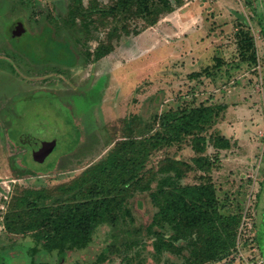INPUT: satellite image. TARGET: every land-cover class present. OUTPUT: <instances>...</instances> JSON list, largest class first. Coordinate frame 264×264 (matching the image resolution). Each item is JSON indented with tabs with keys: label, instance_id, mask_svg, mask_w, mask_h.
Here are the masks:
<instances>
[{
	"label": "rangeland",
	"instance_id": "obj_1",
	"mask_svg": "<svg viewBox=\"0 0 264 264\" xmlns=\"http://www.w3.org/2000/svg\"><path fill=\"white\" fill-rule=\"evenodd\" d=\"M39 1L40 8L48 3L53 8L56 26L64 28L62 35L69 31L71 51H76L79 59L73 62V54L52 41L44 44L42 39L35 42L27 36L29 42L23 38L12 46L33 64L29 77L0 66V248L12 252L5 260L9 264L31 262L37 254L32 261L49 264L183 263L184 258L172 251L155 254L157 236L144 228L157 211L149 192L132 189L125 198H142V209H133L126 202L112 214L116 221L111 216L107 224L95 229L88 248L69 251L64 258L57 252L47 253L34 234L7 233L4 217L15 195L41 190L57 196L74 186L72 183L101 163L124 136V118L129 113L148 117L186 101L229 106L214 130L230 138L233 146L221 152V170L215 172L214 180L219 199L227 206L223 212L242 215L240 233L244 235L237 253L217 264H264V41L249 6L253 0H182V6L162 16L155 26L112 40V52L99 61L87 55L108 42L107 27L91 23L85 33L81 28L89 22L77 17V32L72 34L63 20L75 12L74 0ZM83 1L88 7L93 3L108 6L113 0ZM241 29L253 36L255 66L235 68ZM77 37L82 40L74 44ZM215 57L228 63L216 78H190L213 65ZM14 99L22 118L10 126L5 112L14 113ZM53 140L57 141L53 150L39 162L35 147ZM184 149L181 154L171 149L153 155L148 169L167 154L189 160L193 153ZM159 177L155 176L154 187ZM193 177L190 173L187 181L195 182ZM51 203H56V198ZM163 229L165 237H170L172 233ZM176 245L182 247L185 242ZM108 246H116L117 252L96 263Z\"/></svg>",
	"mask_w": 264,
	"mask_h": 264
},
{
	"label": "trees",
	"instance_id": "obj_2",
	"mask_svg": "<svg viewBox=\"0 0 264 264\" xmlns=\"http://www.w3.org/2000/svg\"><path fill=\"white\" fill-rule=\"evenodd\" d=\"M74 2L75 12L63 20V25L72 34L77 32V17L89 22H85L81 28L83 31L91 23L107 27L108 42H102L93 54L87 55L93 61H99L112 52V40L139 34L143 29L155 26L162 16L183 4L182 0H113L108 6L93 3L86 7L83 0ZM249 6L264 41L263 0H253ZM134 23L142 24L141 28L133 27ZM61 30L62 27L54 24L51 37L57 46L73 54L72 61L75 62L79 55L71 51L73 41L69 31L62 35L64 28L62 33ZM237 38L241 51L235 68L244 64L255 66L257 57L250 31L241 29ZM75 39L74 44L82 40L81 37ZM6 63L15 69L11 62ZM225 65L228 63L224 58L215 57L213 65H206L201 71L192 73L190 78H216ZM228 108L227 104L191 105L184 101L177 108L155 112L148 117L129 113L124 118V136L115 142L106 158L88 168L79 180L72 183L74 186L61 190L60 197L41 190H28L13 196L4 217L7 233L34 234L47 253L57 252L64 258L69 251L88 248L93 242L95 229L107 224L112 214L124 208L126 202L133 209H140L142 198L135 195L132 201L125 198L134 189L140 193L149 192L157 209L151 222L144 225L147 233L157 236L153 242L156 255L172 251L184 258L181 264L225 261L238 251L242 224L239 212H223L227 206L221 203L213 178V172L221 169V152L233 146L230 138L214 130ZM185 147L193 153L189 160L167 154L157 168L151 166L148 169L153 155L171 149L181 154ZM190 173L194 176L193 183L187 181ZM155 176H160V181L154 187ZM54 198L56 203H51ZM114 216L112 219L116 221ZM156 226L161 229H156ZM164 227L172 233L168 238L162 230ZM179 241L185 245L178 247L176 243ZM117 250L116 246L106 247L98 255L96 263L104 262L107 254ZM34 252L37 253V249Z\"/></svg>",
	"mask_w": 264,
	"mask_h": 264
},
{
	"label": "flooded vegetation",
	"instance_id": "obj_3",
	"mask_svg": "<svg viewBox=\"0 0 264 264\" xmlns=\"http://www.w3.org/2000/svg\"><path fill=\"white\" fill-rule=\"evenodd\" d=\"M39 4V0H0V66L4 70H6L5 67H8V71L15 72L21 77H29V73L34 71L32 70L34 67L22 50L18 51L12 46L13 43L25 38L27 42H29L28 40L37 42L42 39L44 44L47 40L55 44V39L51 37V31L54 30L55 24L54 10L49 3L42 8L39 7ZM46 28H48L47 33H45ZM27 36H29L28 40ZM6 62H11L15 69L7 66ZM24 98L26 97H19L18 99ZM11 107L14 113L5 112L6 121L11 124H18L22 115L19 114L20 107L16 105L15 99ZM260 191L261 189L259 195ZM11 253L0 248V264H9L5 258ZM35 256L32 260L35 259ZM32 260L31 262H13L10 264H49Z\"/></svg>",
	"mask_w": 264,
	"mask_h": 264
},
{
	"label": "water",
	"instance_id": "obj_4",
	"mask_svg": "<svg viewBox=\"0 0 264 264\" xmlns=\"http://www.w3.org/2000/svg\"><path fill=\"white\" fill-rule=\"evenodd\" d=\"M263 3H264V0H263ZM56 142H57L56 140H53L51 142H47L43 145H39L35 147L34 154L39 160V162H43L46 156H48L51 153L54 146L56 145Z\"/></svg>",
	"mask_w": 264,
	"mask_h": 264
},
{
	"label": "built area",
	"instance_id": "obj_5",
	"mask_svg": "<svg viewBox=\"0 0 264 264\" xmlns=\"http://www.w3.org/2000/svg\"><path fill=\"white\" fill-rule=\"evenodd\" d=\"M240 232H241V230H240ZM243 235H244V233H239V236H238V246L239 247H240V241H241ZM260 264H263V261H260Z\"/></svg>",
	"mask_w": 264,
	"mask_h": 264
},
{
	"label": "crops",
	"instance_id": "obj_6",
	"mask_svg": "<svg viewBox=\"0 0 264 264\" xmlns=\"http://www.w3.org/2000/svg\"><path fill=\"white\" fill-rule=\"evenodd\" d=\"M221 170V169H220ZM220 170H215L214 172H213V178L215 177L214 176V174H215V172H218V171H220ZM215 181V180H214Z\"/></svg>",
	"mask_w": 264,
	"mask_h": 264
}]
</instances>
